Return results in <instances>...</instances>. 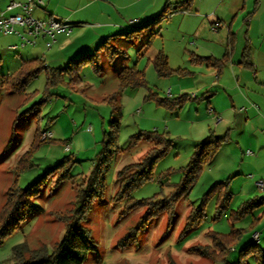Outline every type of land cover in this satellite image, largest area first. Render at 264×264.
I'll return each mask as SVG.
<instances>
[{
	"label": "rangeland",
	"instance_id": "obj_1",
	"mask_svg": "<svg viewBox=\"0 0 264 264\" xmlns=\"http://www.w3.org/2000/svg\"><path fill=\"white\" fill-rule=\"evenodd\" d=\"M161 10L163 9L157 6L153 14L159 15ZM135 14L134 19L139 20L133 25H130L129 21L128 27L118 33L112 41L115 47L126 53L119 55L114 61H110L106 55L102 56L100 63L102 71L99 73L92 66H85L81 71L82 80L74 88L59 85L46 91L47 73L45 71L31 80L22 92L1 87V80L3 76L18 70L23 60L43 56L48 66L61 68L68 66L69 60L95 51L99 45L76 53L77 50H84V47H80V44L71 45L73 38L69 37L66 42H69L68 45L71 46L66 51H62L59 45L48 50L42 40L38 48L28 46L9 49L8 46L12 44V41L9 38H3L4 43L0 44V210L6 203L7 191L14 181V169L18 166L20 157L33 145L37 130L43 131L42 139L44 132H51L54 140L40 143L33 157L35 166L21 173L19 185L27 188L40 180L42 182L40 194L33 201L34 207L27 213L21 227L0 244V264H15L12 259L13 248L24 242H27L30 249L46 246L49 253L55 252L57 243L66 232V226L56 219L53 212L60 211L67 214L74 210L76 191L70 180L58 185L57 177L50 176L48 173L65 157L73 156L70 166L71 175L75 177L76 183H81L90 175L97 156L103 150V141L106 133L111 129V121L118 117L107 100L113 94L117 95L118 103L121 105L119 151L107 174L105 198L93 204L88 219L84 223L92 231L98 244L97 250L87 255L84 264H238L240 250L247 244L253 243L252 227L249 225L253 216L249 215L241 220L231 218V213L237 211L246 200L264 197L262 190L251 195L252 197H239L240 194L233 192L231 187L230 176L233 175L226 176V169H234L233 149L238 139L249 135V132L243 128L248 120L249 111H241V106L248 108L249 100L243 99L242 103H246L240 105L242 103H238V96H235L233 112L223 114L224 112L217 110L221 119L228 118L230 114L232 117L236 114L238 127L236 129L232 124L221 134L215 132L220 136L228 134L229 140L223 144L219 155L217 154L211 164L207 165L188 198L182 199L177 204L173 220H170L166 213H162L149 222L134 242L125 247L120 244L128 231L138 224L146 208H137L128 214L123 213L130 200L128 198L123 201L114 200L119 187L118 172L124 166L140 161L153 145L147 140H142L133 149H128L130 137L142 131L158 130L161 133L166 132L173 140L167 154L156 164L155 178L135 189L131 200L150 199L168 194L171 189L163 186L165 179L162 177V172L169 169L179 171L181 167L188 164L194 148L192 140L199 135L198 128H203L209 123L202 119L211 117L210 110L231 104V96L238 94L237 83L238 89L248 93L254 92L255 96H258L256 93L259 94L264 90V86L260 84L264 77V45L263 49H260L263 52L260 56L262 63L257 75L258 80L251 78L254 73L252 70L238 65L241 60L239 35L234 46L232 61L224 69L222 78L219 80L216 77L217 74L220 75L219 72L209 70L205 63L194 65L191 58L196 55L193 52L200 55L199 50H205V48L222 49L220 45L225 44L222 35L227 33L226 25L222 26L221 35L217 37L209 25L211 16L203 17L202 23L199 18L185 17L177 12L167 15L160 22V26L152 30L153 33L156 31L159 33L148 45L150 34V37L146 36L147 33L143 36H139L140 34L127 36L126 34L142 27L147 21L139 15L140 13L135 12ZM74 25H76L74 30L79 26H88L87 23ZM196 28L199 29L197 33H195ZM2 34L0 32V36ZM258 46V42L252 45L254 53L257 52ZM161 51L170 54V67L173 70L186 67L192 68L190 70L194 73L186 76L175 73L160 77L151 59ZM135 65L145 70L149 88L152 92L158 93L161 98L169 97L168 89L172 90L173 86H175L174 97L184 94L192 96L193 99L184 107V111L188 114L181 116L178 110L173 111L158 106L153 100L147 99L149 94L147 88L120 89L118 73L126 67ZM225 73L227 74L223 77ZM222 79L230 87H220ZM260 97L259 99L262 98ZM254 104L263 110L261 102L256 100ZM196 114L198 117L195 116ZM191 116L196 120L193 123L181 120L182 118L188 120ZM215 118L217 119L216 115ZM168 119H170L169 122ZM210 123L213 124V121ZM212 124L211 127L214 130L215 125ZM65 141L66 144H64ZM68 144L71 149L69 151L66 150ZM230 166L231 168H228ZM249 174L255 176V182L260 179L254 172L242 171L237 176L239 180L235 184L236 190L243 186L242 181L245 179L252 184V181L246 178ZM170 178L173 182H178L181 178L180 173H173ZM220 180L227 183L229 193L233 195L227 209L220 210L217 207V196L211 198L204 205V223L200 227L187 228L186 221L191 209L201 207L207 192ZM260 212L261 210L257 209L254 214L257 215ZM234 226L246 228L247 232L234 248H230L227 261L216 262L211 256L196 250L198 247L211 244V239L207 236L209 230L229 234ZM262 228L264 231V227ZM259 245L264 249V239Z\"/></svg>",
	"mask_w": 264,
	"mask_h": 264
},
{
	"label": "trees",
	"instance_id": "obj_2",
	"mask_svg": "<svg viewBox=\"0 0 264 264\" xmlns=\"http://www.w3.org/2000/svg\"><path fill=\"white\" fill-rule=\"evenodd\" d=\"M194 2L195 0H168L159 15L147 20L142 27L129 31L126 34L127 36L141 35L152 30L154 31V29L160 26V22L167 15L180 11H192ZM158 33L159 31H156V33L151 35L147 42L148 45L152 43V40ZM234 46L235 38L231 35L226 54L222 59L193 55L191 62L194 65L205 63L209 68H215L221 72L230 62ZM125 53L124 50L115 47L110 38H106L95 51L85 53L76 59L70 60V63L65 68L50 67L41 58L24 61L17 71L3 76L1 87L7 90L22 92L31 80L45 71L47 73L46 91L59 85H68L74 88L82 80L81 71L85 66L90 65L99 73L102 71L100 65L102 56L106 55L110 61H114L119 55ZM248 58L249 48L246 47L242 64L247 63ZM151 62L160 77H167L175 73L186 76L192 73L189 69L179 68L173 70L170 67L168 56L164 52H159L151 59ZM117 78L120 89L129 87L147 88L149 90L147 99L153 100L158 106L169 108L173 111L183 109L193 99L192 96L187 94L179 97L161 98L158 93L151 91L148 86L145 70L139 69L137 65L122 69L118 73ZM107 100L113 106L114 114L118 115V117L111 121V129L106 133L105 140L103 141V150L97 156L94 162V169L90 175L85 177L81 183H76L75 177L71 175L70 163L73 160V156L65 157L48 173L50 176L57 177L56 184L58 185L66 180H70L76 191V207L74 210L67 214L60 211L53 212L56 219L63 222L66 226L63 238L57 243L56 250L53 253H49L46 246L30 249L27 242L16 245L13 248L12 258L15 264H84L87 255L91 251L97 250L98 244L92 235V231L84 223L88 219L93 204L105 198L107 174L119 151L118 142L121 136V105L118 103L116 94L110 95ZM42 132L40 129L37 130L33 145L20 157L18 166L14 169V181L7 191L6 203L0 210V244L21 227L22 223L26 220L27 213L34 207L33 201L40 194V187L42 185L40 180L27 188H23L19 185V179L23 171L35 166L33 157L40 143L54 140L53 137L42 139ZM142 140L153 143L152 147L140 161L126 165L118 172L119 187L114 200L123 201L126 198L130 200L123 213L128 214L137 208H146L138 224L132 227L122 238L120 244L124 247L134 242L149 222L162 213H166L169 219L173 220L177 204L182 199L188 198L207 165L215 159L223 144L229 138L228 134L220 136L211 131L203 141L194 146L193 153L186 166L181 167L179 171L169 169L162 172V177L165 179L163 186L171 189L168 194H162L150 199L131 200L133 199L132 193L135 189L155 178L154 170L158 160L167 154L173 143V140L166 132L161 133L158 130L142 131L130 137L128 149H133ZM64 144H66V141ZM173 173H180L181 178L178 182L171 180L170 177ZM216 196L217 207L220 210L227 209L233 195L229 193L226 182L220 181L215 184L205 195L203 205L191 209L186 221L187 228L200 227L204 223L205 202ZM263 207L264 197L250 198L243 202L237 211L231 213V218L233 220H241L252 215L250 226L254 230L261 220V217L256 216L254 211ZM246 232V228H236L235 226L229 234H221L209 230L207 236L211 239V244L205 247H198L196 250L201 254L211 256L216 262L227 261L228 251L230 248L235 247ZM237 263L264 264V249L258 242L247 244L240 250Z\"/></svg>",
	"mask_w": 264,
	"mask_h": 264
},
{
	"label": "crops",
	"instance_id": "obj_3",
	"mask_svg": "<svg viewBox=\"0 0 264 264\" xmlns=\"http://www.w3.org/2000/svg\"><path fill=\"white\" fill-rule=\"evenodd\" d=\"M15 1L26 2L27 0H15ZM43 1H44V5H40L37 3L32 5V15L34 17L40 19H48L50 17H54L62 21L67 20L68 23L71 24L87 23L88 26L77 27L75 30H73L71 35L58 33L56 35V41L50 47L48 46V42H49L48 37L38 39L37 45L32 47L38 48L41 40L43 41L45 48H47L48 50H51L52 47L55 45H59V48L62 51H66V49L69 48L71 45L80 44V47L81 46L84 47V50H77L76 53H79L80 51H85L88 47H95V45H99L101 41H103L106 38H110L111 41H113V39H115L114 37L118 35V33H121L122 31H124V29L128 27L129 21L135 20L134 19V15H136L135 12H138V14L140 13L139 15L147 20L157 16L158 14L156 15L153 14L155 8L157 9L158 6L163 9L164 5L167 3L168 0H43ZM10 2L11 0H0V14L5 13L6 15H11L21 12L20 8H14L12 10H8V5L10 4ZM178 13H181L183 16L189 18H199L202 23L204 22L203 17L211 16V22H209V25L212 31L216 33L217 37L221 35L222 26L226 25L227 27L226 35L225 34L222 35V39L224 38L225 41V44L220 45L221 47H223L222 49L219 50L215 47L214 48L209 47L207 49L205 48V50H199L198 48L201 54L199 55L193 52L196 55L222 59L226 54L227 45L230 41L231 35H233L235 38V44L238 40V35H239L241 41L240 43L241 60L238 62V65L242 68L252 70L254 73L251 76V78L254 77L255 80H258L257 75L260 72L261 63H262V59L260 60V56L263 52V50L260 49H263V45H264V0H195L192 11L189 12L180 11ZM197 32H199V29L196 28L195 33ZM146 33H147L146 36H149V34L151 36L153 34L152 31ZM146 33H143L139 36H143ZM69 37L73 38L72 42H70L71 45H68L69 42H66L67 41L66 39ZM3 38H9V40L12 41V44H9L8 46L9 49H19V48H13V46L19 45V43L21 42V37L19 35L15 33L2 34V36H0V44L4 43ZM257 42L259 46L257 52L254 53L252 45ZM246 47L249 48V58L247 63L242 64V61H244V51ZM38 54L40 56L41 52ZM233 54H234V50H233ZM233 54L231 56L230 62L221 70V72H219L215 68L207 67L209 68V70H212L213 72L215 70L219 72L220 75L218 74L216 75L217 79L220 80L222 78L221 75L224 69L231 63ZM166 55L168 56L169 64H170V60H171L170 54H166ZM37 58L44 59L43 56ZM32 59H36V58L23 60L21 64L24 61H28ZM61 68H65V67H61ZM179 68L189 69V70L192 69L186 67H178L177 69ZM190 71L194 73V71L192 70ZM226 74L227 73H225L223 77H225ZM222 80L223 81L220 84V87H230L228 83L227 84L225 83L224 79ZM260 84L264 86V77L262 78ZM237 85L238 83L236 84L237 89L236 88L235 89L238 90V94H235L233 97L231 96V100H232L231 104L229 103L227 107L212 108L210 110V114H212L211 117L208 116L202 119L205 120V122H209V123L207 125H204L203 128L202 127L198 128L197 134L199 135L193 138L192 145L195 146L196 144L203 141L210 134L211 131L221 134L224 132L226 128L231 127L232 124H234L233 126L236 127L237 129L238 118L237 116H235L236 114L233 115V117L232 114H230V116L227 115L228 118L221 119L219 117L220 113L217 109L224 112L223 114H228L230 112H233V110L235 109V103H234L235 96H238V100L236 99L238 103H242L243 99L249 100V102H247V104H249L248 108L241 106L242 108L241 111L243 110L249 111V116L247 115L248 120H246L243 126L245 131L249 132V135L244 136L242 139L241 138L238 139L236 147H234L233 149L235 153V155H233V159L235 160L233 163L234 169H226V176L227 174L233 175L230 176L231 187L233 189V192L240 194L239 197H252L251 195H254V193L261 192L260 191L261 189H259L256 182L254 181L255 176L253 174H249L246 177L247 179L252 181V184L248 183V181L245 179L244 181H242L243 186L239 190H236L235 184L239 180L237 176L241 174L242 171L248 173L254 172L256 177L260 178L259 180L261 179L264 180V90L259 92V94L256 93L258 96H255L254 92L248 93L247 91L238 89ZM179 87L182 88V85L179 84ZM174 91H175V86H173L172 90L171 88H169L167 93L168 96L174 97L175 95L173 94ZM259 97L261 99H259ZM256 100L261 102V104L263 105L262 107L263 110L262 109L260 110L259 106L257 104H254ZM209 102L211 103V101ZM245 103H242L240 105H245ZM178 111L181 112V116H184L183 114H188L186 113V111H184V108ZM215 115L217 116V119L215 118ZM195 116L198 117L197 114ZM181 120L186 123H193L196 121L192 116L188 118V120H183V118ZM169 121L170 119H168V122ZM210 121H213V124L210 123ZM211 124L215 125L214 130H212ZM228 168H231V166ZM251 175L253 177H251ZM259 210H261V212L255 215L261 217V220L258 223V225L254 228V230L251 231V238L253 240V243L256 242L255 238L253 237V234L255 232H259L260 235H259L258 243L261 244L262 240L264 239V231L262 230L263 229L262 227H264V207ZM251 223L252 221H250L249 225Z\"/></svg>",
	"mask_w": 264,
	"mask_h": 264
},
{
	"label": "built area",
	"instance_id": "obj_4",
	"mask_svg": "<svg viewBox=\"0 0 264 264\" xmlns=\"http://www.w3.org/2000/svg\"><path fill=\"white\" fill-rule=\"evenodd\" d=\"M44 5L43 0H27L26 2H18L11 0L8 5V10L14 8H20L21 12L6 15L0 14V32L3 34L15 33L21 37L19 45L13 46V48H25L27 46H36L38 39L49 38L48 46L50 47L56 41V35L58 33H64L71 35L75 25L66 21L58 20L54 17L48 19L36 18L32 15V5L34 4ZM136 23V20L130 21V25ZM51 132H44L43 139L52 138ZM66 150H70V145L66 146ZM251 177H253L251 175ZM257 186L259 189L264 190V180H257ZM259 232H255L253 237L256 242L259 241Z\"/></svg>",
	"mask_w": 264,
	"mask_h": 264
}]
</instances>
